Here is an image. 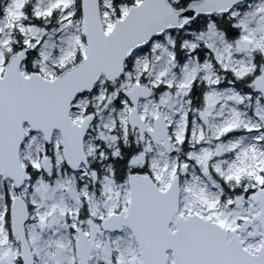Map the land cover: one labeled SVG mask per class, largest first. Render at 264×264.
Instances as JSON below:
<instances>
[{"label": "snow or ice", "instance_id": "6c2138e0", "mask_svg": "<svg viewBox=\"0 0 264 264\" xmlns=\"http://www.w3.org/2000/svg\"><path fill=\"white\" fill-rule=\"evenodd\" d=\"M0 264H264V0H0Z\"/></svg>", "mask_w": 264, "mask_h": 264}]
</instances>
